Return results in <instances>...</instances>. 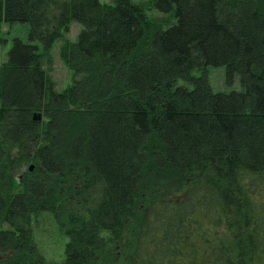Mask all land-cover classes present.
Segmentation results:
<instances>
[{"label": "trees", "instance_id": "1", "mask_svg": "<svg viewBox=\"0 0 264 264\" xmlns=\"http://www.w3.org/2000/svg\"><path fill=\"white\" fill-rule=\"evenodd\" d=\"M2 24L29 33L0 67V264H47L43 213L63 264H264V0H0Z\"/></svg>", "mask_w": 264, "mask_h": 264}, {"label": "rangeland", "instance_id": "2", "mask_svg": "<svg viewBox=\"0 0 264 264\" xmlns=\"http://www.w3.org/2000/svg\"><path fill=\"white\" fill-rule=\"evenodd\" d=\"M103 3H112L114 0H101ZM150 0H134L135 3H149ZM82 27L76 21L71 23L70 32L57 41L51 50L50 74L58 92H62L71 84L73 76L69 68L60 57L62 44L69 41H77ZM29 26L14 24L0 25V67L7 60L8 54L13 49L16 40L28 42ZM42 48L40 47V52ZM200 75V73H195ZM209 83L215 93L239 91L240 85L236 82L228 86L225 81L224 67H213L208 70ZM34 239L39 252L46 259L47 264H63L65 261V246L67 237L61 231L57 220L50 213L40 215L33 225Z\"/></svg>", "mask_w": 264, "mask_h": 264}, {"label": "water", "instance_id": "3", "mask_svg": "<svg viewBox=\"0 0 264 264\" xmlns=\"http://www.w3.org/2000/svg\"><path fill=\"white\" fill-rule=\"evenodd\" d=\"M41 118H42L41 114H36L34 116V120L38 122L41 121ZM33 170H34V166L31 167L30 171H33Z\"/></svg>", "mask_w": 264, "mask_h": 264}]
</instances>
